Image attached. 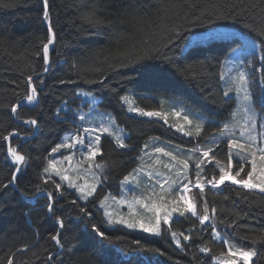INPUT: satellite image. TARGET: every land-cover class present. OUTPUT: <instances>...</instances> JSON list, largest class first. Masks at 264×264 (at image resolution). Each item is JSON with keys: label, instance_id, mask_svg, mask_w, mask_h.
I'll return each instance as SVG.
<instances>
[{"label": "trees", "instance_id": "16d2710c", "mask_svg": "<svg viewBox=\"0 0 264 264\" xmlns=\"http://www.w3.org/2000/svg\"><path fill=\"white\" fill-rule=\"evenodd\" d=\"M48 12L45 20L44 0H0V264L10 260L12 264H215L214 257L227 249L223 238L213 239V225L238 246L254 248L258 253L254 264H264V192L258 189L231 181L217 188L205 186L203 193H196L197 212L203 214L206 202L210 219L201 225L191 213L177 215L170 230L162 225L160 235L109 224L99 205L105 194L118 193L150 136L185 146L193 141L161 119L128 113L120 99L124 91H132L145 107L157 108L158 96H169L210 119L230 114L234 97L224 95L220 68L224 55L240 39L212 38L182 51L189 33L220 24L257 41L261 55H254L251 67L245 57L244 69L256 78L250 91L261 111L257 86L261 73L254 69L264 65V0H48ZM49 27L54 33L50 68L39 74L47 67L42 48ZM29 75H36L38 100L20 105L13 116L11 106L24 100ZM80 89L93 93L99 106L113 113L127 144L120 148L108 136L102 137L97 160L105 172L102 184L87 200L58 177L45 183L44 173L51 149L65 132L77 127V116L59 107L64 102L80 106ZM32 119L37 121L35 129L19 121ZM10 132L17 134L5 141ZM9 144L26 157L13 183L9 182L16 166L8 155ZM93 225L107 239L97 236ZM171 230L179 236L180 247ZM181 232L190 239L184 241ZM57 233L62 246L51 240ZM204 246L208 253L199 251Z\"/></svg>", "mask_w": 264, "mask_h": 264}, {"label": "rangeland", "instance_id": "374dc122", "mask_svg": "<svg viewBox=\"0 0 264 264\" xmlns=\"http://www.w3.org/2000/svg\"><path fill=\"white\" fill-rule=\"evenodd\" d=\"M237 36L240 39V42L233 46L228 52L224 55L222 59V64L220 68V80H221V87L223 92L226 91L228 84L231 83V77L235 76L238 71L245 70L244 69V58L247 57V60L252 61L254 55L260 56V48L257 41L250 35L244 33L243 31L227 26V25H214L203 30H198L192 33H189L185 39V42L182 44V51L185 50L189 45L196 43V42H205L212 38H231ZM224 75V79H221V75ZM79 97H81V104L80 106L76 107L73 104L62 103L59 109L63 111L67 110V112L74 113L77 116V127L75 129L69 130L63 134L60 141L67 139L69 143L71 140L69 139L71 135L77 133V131L82 132L84 127L89 128H99L101 125L107 126L111 129L112 135L107 133H94V135H101L100 140V148H101V141L103 136H108L116 145V137H120L124 140L125 145V132L123 131L121 125H119L113 113L108 109H103L98 104V98L91 92L85 90H78ZM90 94V95H89ZM229 95L234 97V104L230 114L220 120L210 119L206 116L201 115L200 113L187 108L186 106L179 103L176 99L169 96H158L159 106L155 107H145L140 105L135 97L133 96L132 91H124L121 94V97H126V100H122V103L125 105L126 110L128 113L135 114L140 117H153L157 119L163 120L167 125L171 126L172 129L177 131L178 133L186 136L191 137L193 139L192 144L190 145H183L177 142H174L168 138L160 137L157 135L150 136L141 146L140 152L137 156V164L135 167L129 172L133 173L136 177L134 180H130L127 183H120V189L118 193H108L105 194L101 201L104 202V206H101V201L99 203L100 207L103 210L104 219L108 222L109 216H106L105 213H111V219L113 221L118 219H141L143 218L145 222H149L152 217V213L145 212L144 209L140 208L138 204L134 203L135 198H140L144 200L146 203H151L152 200H156L157 203H160L158 196L154 197L153 193H160V184L163 183L165 180L168 181V185L171 186V190L168 193H165V200L163 203L168 204L169 201H178L179 195L183 194L181 192L182 185L187 183L189 180L191 181L190 188L191 191L188 193V197L194 199L196 203V198L199 189L195 188V182L197 177V168L196 163L203 160L202 170H200L201 176H203L204 180H210L214 176L218 178L219 176V168L216 165V160L221 162V166H226L227 159L229 156V149H228V139L235 138L237 140H241V127L244 123V113L242 107L238 109V106L241 105V99L237 97L235 91L229 93ZM252 106L257 111V120L258 123L262 122V116H264V112H261L257 109L252 101ZM131 108H139L146 112H158L160 113L159 116H146L142 115L137 111H131ZM175 111H182V113L187 114L190 119L193 120L191 125L187 124L184 119L183 115L176 116L174 115ZM236 112L237 115L234 117L233 113ZM83 114L85 116V121L82 123L79 120V115ZM75 116V117H76ZM199 123L202 125L200 134H196V124ZM225 124L229 125V128L226 132L222 135L221 129L224 127ZM30 125V124H29ZM33 129L36 126H32ZM182 128L183 131L178 129ZM259 131V127L257 128ZM185 132H191L192 135H185ZM57 143V144H58ZM87 143V139H86ZM56 144V145H57ZM220 145H224V150L222 147L218 148ZM9 147H15L16 145L9 144ZM8 147V148H9ZM56 147V146H55ZM156 148H162L165 152H170L173 155L177 156L180 160H186L191 157L189 162V168L187 170V179H184L183 176L178 177L176 175V168H169L165 165H173L176 162L172 161L170 156H165L164 153H157L155 151ZM211 148L213 151L210 152L209 157H203L202 152ZM17 149V148H16ZM195 149V151H193ZM87 151L86 147H80L79 145L71 148V149H60L56 153L50 154L49 160H55L56 165L55 168L57 171L60 172L62 175H67L74 181L77 185H85V184H96V189L98 185L102 184V177L101 175L105 172V167L103 165L102 168L96 169L93 168L91 172L87 170V163H84L81 166V161L83 160L82 153ZM224 151V152H223ZM233 155L235 156V150H233ZM65 156H71V160H64ZM215 159H211L212 157ZM97 157L95 158L96 163L98 162ZM101 164V163H100ZM48 166V164H47ZM182 168V165L179 166ZM237 165L235 164L234 160V167L231 170L232 173L237 170ZM247 167V166H246ZM16 168V167H15ZM21 168V166H20ZM17 170V169H16ZM133 170H138L134 172ZM247 170H250V166ZM246 170V171H247ZM19 171H17L18 173ZM92 173H95L96 176L99 177L100 182L96 183V180L93 178ZM128 173V174H129ZM148 173H151V178H149ZM159 173V175H157ZM126 174V175H128ZM125 175V176H126ZM56 178L60 180L59 175L53 174ZM246 178V172L241 173L240 178ZM124 179V178H123ZM122 179V181H123ZM121 181V182H122ZM172 181H177L176 184H173ZM230 181V180H226ZM61 183L65 184L68 187L67 181H61ZM210 186V185H206ZM70 188V187H68ZM76 191L75 188H71ZM95 193V192H94ZM93 193V194H94ZM77 196L80 198L79 193L76 191ZM91 197V196H90ZM89 198V197H88ZM81 199V198H80ZM84 200V199H81ZM129 203L133 204V209L139 215H132L128 205ZM181 205L183 202H180ZM171 204H168L169 210L171 208ZM179 215L178 213H174L173 217ZM172 217V218H173ZM116 224V223H112ZM125 226L124 224H120ZM126 227V226H125ZM137 230H142L139 227L134 228ZM172 231V230H171ZM173 232V231H172ZM154 234V233H153ZM221 238L227 237V235H220ZM176 239H179L177 235ZM181 246V244H180ZM179 246V247H180ZM220 257V259H225V256H215L214 263L220 264V260L216 258ZM241 262V261H238Z\"/></svg>", "mask_w": 264, "mask_h": 264}, {"label": "snow or ice", "instance_id": "6c2138e0", "mask_svg": "<svg viewBox=\"0 0 264 264\" xmlns=\"http://www.w3.org/2000/svg\"><path fill=\"white\" fill-rule=\"evenodd\" d=\"M44 19H49V12H48V0H44V13H43ZM94 22V21H90ZM49 35L47 38V42L43 43V61L45 65H49L50 59H49V48L50 45L54 43V33L53 29L49 27L48 29ZM264 43V42H262ZM262 52H264V48L261 49ZM39 55V53H37ZM264 60V57L261 58ZM248 66L251 67L253 62L248 61ZM75 67V65H73ZM44 72L48 71V68L45 67L43 69ZM254 72H260L261 78L259 82V86L261 89V105L262 109L261 111L264 112V65H262L261 68H255ZM224 75H221V79H224ZM255 76L252 72L246 71V70H240L237 72L235 76L231 77V83L228 84L226 91L224 92L225 96H228L229 93L235 91L237 94V97L241 99V105L238 106V109L242 107L243 113H244V123L241 127V140H237L235 138H229L228 143V149H229V156L227 159L226 166H221V162L219 160H216V165L219 168V176L216 178L215 176L205 181L203 176L200 174V170H202L203 160L196 163V168L198 170L196 182L194 187L199 189L201 193L204 192L205 186L210 185L212 188H217L220 185L224 184L226 180H230L231 183L241 185L245 189H258L260 192H264V116H262V122L258 123L257 120V111L252 106L253 101V93L250 91V88L255 84ZM27 81V93L24 96V100H26L29 104H35L38 100V89L34 86L33 76L29 75L26 77ZM43 83V81H41ZM61 83H64V81H61ZM79 95V93H77ZM90 95V94H89ZM122 100H126V97H121ZM17 104H13L11 106V111L14 115L17 114ZM131 111H137L142 115L146 116H159L160 113L158 112H146L139 108H131ZM174 115L181 116L183 115L184 121L191 125L193 123V120L189 118L187 114L182 113V111H175ZM237 115L236 112L233 113V116L235 117ZM79 120L83 123L85 121V116L83 114L79 115ZM25 124H30L32 126L37 125V121L35 119L32 120H26L24 121ZM202 125L197 123L196 124V134L199 135L201 131ZM259 127V131L257 128ZM229 128L228 124H225L224 127L221 129V134L223 135L226 130ZM180 131H183L182 128L178 129ZM107 133L109 135H112V131L109 127L101 125L99 128H89L84 127L82 132L77 131L76 134L70 136L71 143L68 142L67 139L62 140L61 143H58L56 147L51 149L52 153L58 152L60 149H71L77 145L80 147H86L87 151L85 153H82L83 160L81 161V166H83L84 163H87V170L91 172L93 168L100 169L103 167L102 164L96 163L95 158L101 154V148H100V140L101 135H94V133ZM17 133L10 132L8 135L4 136L3 139L5 141H8L10 137L16 135ZM185 135H192L191 132H185ZM87 139V143H86ZM116 143L117 146L120 148L126 147L124 140L120 137H116ZM233 150H235V156L233 155ZM8 155L12 158V161L14 165L16 166L17 171H20V165L24 162H26L25 155L20 154V152L15 147H9L7 149ZM155 151L157 153H164L165 156H170L172 161H175L176 163L173 165H165L166 167L176 168V175L178 177L183 176L184 179H187V170L189 168V162L191 160V157H189L186 160H180L177 156L173 155L170 152H165L162 148H156ZM195 151V149H193ZM213 150L211 148L205 150L202 152L203 157H209L210 152ZM64 160H71V156H65L63 158ZM211 159H215L213 156ZM234 160L235 164L238 166L237 170L232 173V169L234 167ZM56 161L55 160H49L48 166L44 169V173L47 175V179H45V183L48 182V180L52 179L53 174L59 175L61 181H67L68 187L75 188L76 191L79 193V196L81 199L87 200L88 197L92 196L93 193L96 191V184H85L83 186L77 185L74 181L71 180V178L67 175L60 174L59 171L55 168ZM182 165V168L179 166ZM246 166H250V170L246 171ZM134 172L138 170H133ZM246 172V178L242 177L240 179H237L238 177H241V173ZM13 181H10L9 183H13L16 179V173L13 174ZM93 178L96 180V183H99V177L95 175V173H92ZM149 178H151V173H148ZM159 175V173H157ZM136 177L133 175V173H129L126 175L121 182L122 184L129 182L130 180H134ZM173 184H176L177 181H172ZM191 181L189 180L187 183H184L181 188V192L183 194L179 195L178 201H169L168 204H171V208L169 210L168 204L163 203L165 200V193L170 192L171 186L168 185V181L165 180L163 183L160 184V193H153V196H158L160 203H157L156 200H152L151 203H146L144 200L140 198H135L134 203L138 204L140 208L144 209L147 213H152V217L149 220V222H145L143 218L141 219H118L113 221L111 219V213L106 212L105 215L109 216V224L112 223H118V224H124L128 228H137L139 227L146 233H154L156 235L161 234L162 225L171 226V221L174 213H178L179 216H184L185 213H191L194 217H196L199 220V223L201 225H204L206 221L210 219L209 215V207L207 203L205 202L203 204V214L200 215L197 212V204L195 203L194 199H191L188 197V193L191 191L190 188ZM4 188H7V185H3ZM56 191L58 193H61V184L56 183L55 184ZM38 191H40L38 189ZM54 199V194L50 193L48 195V200L52 201ZM183 202L181 205L180 202ZM101 206H104V202L101 201ZM48 211H53V204L49 203L47 205ZM130 211L132 212V215H139L135 212L133 209V204L129 203L128 205ZM81 212H84V209H80ZM216 209L212 208L211 213L212 215H215ZM57 223L60 225L61 228L64 227V222L60 217H57ZM93 232L103 238L107 239L105 233L100 230L96 225H93ZM171 235L173 237L174 242L176 243L177 247L180 246L181 241L179 239H176L177 233L171 232ZM183 237L184 241H187L190 239L188 235H184V233H180ZM213 239L219 240L221 239L218 232L215 230V225H213ZM51 240L54 241L58 246L61 245L60 236L59 233L56 235L51 236ZM138 243V242H137ZM223 243L226 246L227 252H226V258L220 259V257H217V260H220V264H238V261H242L243 264H254L253 258L258 255L257 251L254 248H248L246 249L243 246H238L236 243L232 242L227 237L223 238ZM202 253H208L210 249L207 246L201 247L199 249ZM221 256H225V253H221ZM49 259H52L51 255L49 256ZM9 264H12L11 260L9 261Z\"/></svg>", "mask_w": 264, "mask_h": 264}, {"label": "water", "instance_id": "95a60500", "mask_svg": "<svg viewBox=\"0 0 264 264\" xmlns=\"http://www.w3.org/2000/svg\"><path fill=\"white\" fill-rule=\"evenodd\" d=\"M49 51H50V48H49ZM49 59H50V57H49ZM47 68L49 69L50 68V63H49V65H47ZM42 73H45L44 71H42V72H40L39 74H42ZM34 76H36V75H33V77ZM17 105H18V107L20 106V105H23V104H29L26 100H22V101H20V102H18V103H16ZM13 116H14V114H13ZM16 120L18 121V119L16 118ZM20 122H23L24 123V121H26V120H19ZM29 137H31V135H29L28 137H22L21 138V140H20V142L21 141H23V140H25L26 138H29Z\"/></svg>", "mask_w": 264, "mask_h": 264}]
</instances>
